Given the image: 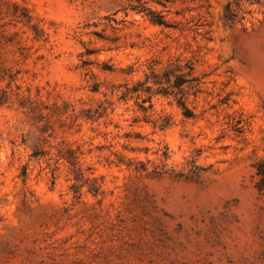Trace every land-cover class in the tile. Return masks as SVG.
<instances>
[{
	"label": "rangeland",
	"instance_id": "obj_1",
	"mask_svg": "<svg viewBox=\"0 0 264 264\" xmlns=\"http://www.w3.org/2000/svg\"><path fill=\"white\" fill-rule=\"evenodd\" d=\"M0 264H264V0H0Z\"/></svg>",
	"mask_w": 264,
	"mask_h": 264
},
{
	"label": "trees",
	"instance_id": "obj_2",
	"mask_svg": "<svg viewBox=\"0 0 264 264\" xmlns=\"http://www.w3.org/2000/svg\"><path fill=\"white\" fill-rule=\"evenodd\" d=\"M175 71L179 72L180 70L179 69H176ZM174 72L172 71H169L168 74L166 75H172ZM190 74V71L187 75H183V74H179V75H175L174 74V78H175V87H179L181 85H183L184 83H189L191 80H186V76H189ZM176 105L178 108H180L182 110V113L183 115H187V109H186V106H185V103L183 100H181L180 98H178L176 100Z\"/></svg>",
	"mask_w": 264,
	"mask_h": 264
}]
</instances>
